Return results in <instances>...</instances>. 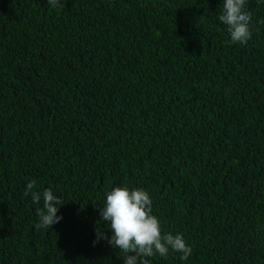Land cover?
<instances>
[{"label":"trees","instance_id":"trees-1","mask_svg":"<svg viewBox=\"0 0 264 264\" xmlns=\"http://www.w3.org/2000/svg\"><path fill=\"white\" fill-rule=\"evenodd\" d=\"M245 7L240 44L223 0H0V264H123L93 243L116 186L193 248L149 264H264V2ZM32 180L65 201L51 229Z\"/></svg>","mask_w":264,"mask_h":264},{"label":"clouds","instance_id":"clouds-1","mask_svg":"<svg viewBox=\"0 0 264 264\" xmlns=\"http://www.w3.org/2000/svg\"><path fill=\"white\" fill-rule=\"evenodd\" d=\"M66 0H47L53 8H65ZM264 2V0H261ZM247 0H223V11L219 20L226 26L234 43L246 44L252 37V14L245 7ZM36 181L28 182L24 195L30 196L34 204L43 199V208L37 209L39 222L36 228L51 229L62 219L57 215L59 207L65 202L54 192L45 188L43 192L34 190ZM153 201L150 193L143 188L116 186L106 193L100 220L108 224L111 236L100 229L96 230V240H106L117 249L123 264H149V257H166L169 251L181 253L180 259L186 261L193 248L182 233L163 232L160 219L153 214Z\"/></svg>","mask_w":264,"mask_h":264}]
</instances>
